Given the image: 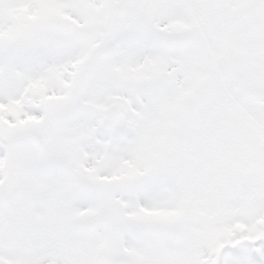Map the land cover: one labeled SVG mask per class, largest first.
<instances>
[{
  "label": "rangeland",
  "instance_id": "obj_1",
  "mask_svg": "<svg viewBox=\"0 0 264 264\" xmlns=\"http://www.w3.org/2000/svg\"><path fill=\"white\" fill-rule=\"evenodd\" d=\"M263 83L264 0H0V264H264Z\"/></svg>",
  "mask_w": 264,
  "mask_h": 264
},
{
  "label": "water",
  "instance_id": "obj_2",
  "mask_svg": "<svg viewBox=\"0 0 264 264\" xmlns=\"http://www.w3.org/2000/svg\"><path fill=\"white\" fill-rule=\"evenodd\" d=\"M102 115L104 117L102 131L106 135L113 134L115 128L122 120L121 108L118 105H112L109 108L103 109Z\"/></svg>",
  "mask_w": 264,
  "mask_h": 264
},
{
  "label": "trees",
  "instance_id": "obj_3",
  "mask_svg": "<svg viewBox=\"0 0 264 264\" xmlns=\"http://www.w3.org/2000/svg\"><path fill=\"white\" fill-rule=\"evenodd\" d=\"M102 189H103V192H105V193H107V194L110 192L108 189L105 188V186H103ZM107 196H108V195H107Z\"/></svg>",
  "mask_w": 264,
  "mask_h": 264
}]
</instances>
